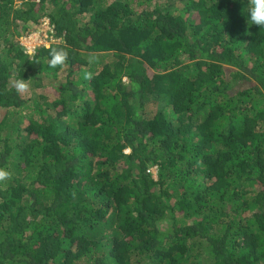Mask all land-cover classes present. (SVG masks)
<instances>
[{
	"label": "trees",
	"instance_id": "obj_1",
	"mask_svg": "<svg viewBox=\"0 0 264 264\" xmlns=\"http://www.w3.org/2000/svg\"><path fill=\"white\" fill-rule=\"evenodd\" d=\"M246 13L0 0V264H264V29ZM45 24L56 44L29 54Z\"/></svg>",
	"mask_w": 264,
	"mask_h": 264
},
{
	"label": "clouds",
	"instance_id": "obj_2",
	"mask_svg": "<svg viewBox=\"0 0 264 264\" xmlns=\"http://www.w3.org/2000/svg\"><path fill=\"white\" fill-rule=\"evenodd\" d=\"M247 13L246 19L248 25L258 26L264 29V0H246ZM27 50V49H26ZM50 59L48 66L50 68L62 67L69 58V53L64 49H53L49 53ZM15 90L18 94H23L27 91V80L19 79L15 82ZM156 175V171L154 170ZM10 178V173L3 168H0V182L6 181Z\"/></svg>",
	"mask_w": 264,
	"mask_h": 264
},
{
	"label": "rangeland",
	"instance_id": "obj_3",
	"mask_svg": "<svg viewBox=\"0 0 264 264\" xmlns=\"http://www.w3.org/2000/svg\"><path fill=\"white\" fill-rule=\"evenodd\" d=\"M49 30L50 28L45 24L44 28L39 32L31 34L29 37L20 38V45L27 49L29 54H33L39 47H50L51 45L56 44L55 40L49 36ZM45 95L48 96L46 93ZM2 116L3 113L0 112V118H2Z\"/></svg>",
	"mask_w": 264,
	"mask_h": 264
},
{
	"label": "built area",
	"instance_id": "obj_4",
	"mask_svg": "<svg viewBox=\"0 0 264 264\" xmlns=\"http://www.w3.org/2000/svg\"><path fill=\"white\" fill-rule=\"evenodd\" d=\"M47 27H49L48 24H47Z\"/></svg>",
	"mask_w": 264,
	"mask_h": 264
}]
</instances>
